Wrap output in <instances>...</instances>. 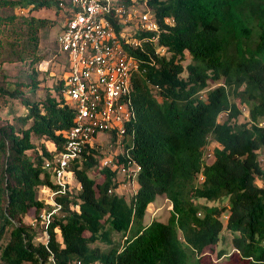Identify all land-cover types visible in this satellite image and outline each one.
Segmentation results:
<instances>
[{
  "label": "trees",
  "instance_id": "trees-1",
  "mask_svg": "<svg viewBox=\"0 0 264 264\" xmlns=\"http://www.w3.org/2000/svg\"><path fill=\"white\" fill-rule=\"evenodd\" d=\"M69 5L0 0L3 61L31 65L39 60L38 30L44 22L16 10L55 8L66 16ZM149 7L165 53L156 54L151 44L144 52L131 51L146 61L134 81L136 120L127 126L124 141L141 167L135 193L129 200L119 194L116 170L101 167L95 150L84 154L71 165L79 193L56 198L59 213L48 225L40 221L46 241H35L32 223L23 218L45 208L39 190L55 189L45 164L63 151L74 124L60 79L59 97L23 99L27 113L0 124L1 264H214L210 258L225 230L233 235L232 251L220 249L218 260L264 264V164L259 159L264 152V0H149ZM4 92L18 99L17 91ZM241 106L250 122L238 123ZM222 114L227 118L220 122ZM210 138L218 147L206 163ZM41 139L53 143L54 151L39 147ZM96 166L101 182L89 174ZM161 196L172 205L169 217L146 223L149 207ZM224 199L223 207L199 202ZM114 233L121 234V242Z\"/></svg>",
  "mask_w": 264,
  "mask_h": 264
},
{
  "label": "built area",
  "instance_id": "built-area-1",
  "mask_svg": "<svg viewBox=\"0 0 264 264\" xmlns=\"http://www.w3.org/2000/svg\"><path fill=\"white\" fill-rule=\"evenodd\" d=\"M68 4L57 44L69 64L61 95L74 111V124L66 133L63 151L45 164L55 186L47 191L48 206L39 215L45 225L59 213L56 198L70 192L71 165L84 154L102 153L101 167L136 179L141 167L125 150L124 141L127 126L136 120L134 81L145 71L146 61L131 51L144 52V45L151 44L156 54L165 53L149 0H69ZM105 132L112 140L103 147L95 138Z\"/></svg>",
  "mask_w": 264,
  "mask_h": 264
},
{
  "label": "rangeland",
  "instance_id": "rangeland-1",
  "mask_svg": "<svg viewBox=\"0 0 264 264\" xmlns=\"http://www.w3.org/2000/svg\"><path fill=\"white\" fill-rule=\"evenodd\" d=\"M65 1L66 3H69V0ZM5 12L12 13L11 10H7ZM15 13L17 15H25L24 17L31 16L37 20L43 21L44 26L39 28L38 30L39 43L35 54V57L39 59L37 60V62H33L30 65L29 60L27 62L3 61L5 58H3V56H0V124L13 122L16 117L24 116L27 113L25 104L22 101L23 99L39 102L43 101L47 94H50L54 97H59V91L56 88L58 87L59 80L64 79L66 75L65 73L69 69L67 59L63 54L59 52V46L57 44V38L66 20L61 11L60 13H58L55 8H44L31 11L30 13H28L27 11H23L22 13L21 11L16 10ZM32 78L39 85L37 86L38 88L36 90L31 89V83L33 81ZM4 91H17L18 99L12 98L10 95L5 94ZM202 95L203 97H205L206 94L203 93ZM236 101L239 103L238 100ZM226 118L227 114H222L219 118V121L223 122ZM237 121L238 123L250 122L249 112L246 107H242V114ZM261 125L264 126V121L261 123ZM111 140L112 135L108 132H105L100 133L96 136L95 143L104 147L108 146ZM42 144L45 145L46 149H48L49 151H54L53 143L45 142L43 139H41L39 147ZM216 147H218V143L210 138L208 145L204 148V157L206 163L211 162L213 151ZM28 154L31 156L32 152H28ZM97 155H100L102 159L104 158L102 153H99L95 155L96 159L98 157ZM259 159L261 163L264 164V152L260 153ZM94 169H96V171L91 170L89 172L90 176L96 181L101 182L102 177L97 172L98 167L96 166L94 167ZM49 174L51 175V173ZM52 179L53 178L51 176V180ZM135 180L136 179L130 180L122 176L121 174H117V181H119V187L117 191L119 194H123L127 200H129L133 196L135 190L137 189V183ZM257 183L261 185V182L259 180H257ZM42 190L44 189L39 190L38 198L45 204V206H48V190ZM79 190V182L71 171L70 192L73 194V196H76L77 193H79ZM199 202L207 204L209 206L223 207L227 205V201L225 199L216 202H207L205 200H200ZM171 210L172 205L167 198H165L164 196L157 197L155 202L149 207L144 220L146 223H150L152 217H154V219L165 221L169 217ZM40 212L36 214L38 219ZM36 215L31 212L23 218V221L26 224L32 223L37 234L35 239L36 242H45L47 236L42 232L43 228L42 225H40L42 223H40L41 220H38L37 222L34 221ZM221 220L224 224H226L227 212L223 214ZM222 236V241L215 248V254L210 258L214 264H226L225 262L227 260V257L219 260L216 257V253L220 249H226L227 253H231L232 251V247L230 246L233 235L225 230ZM113 238L116 242H121L123 239L121 234L116 233L113 234ZM181 241L183 243L182 239ZM98 246L103 249L107 247L104 244H98Z\"/></svg>",
  "mask_w": 264,
  "mask_h": 264
},
{
  "label": "crops",
  "instance_id": "crops-1",
  "mask_svg": "<svg viewBox=\"0 0 264 264\" xmlns=\"http://www.w3.org/2000/svg\"><path fill=\"white\" fill-rule=\"evenodd\" d=\"M53 180V179H52ZM53 182V181H52ZM45 191H46V189H44ZM44 190H42V191H44Z\"/></svg>",
  "mask_w": 264,
  "mask_h": 264
}]
</instances>
